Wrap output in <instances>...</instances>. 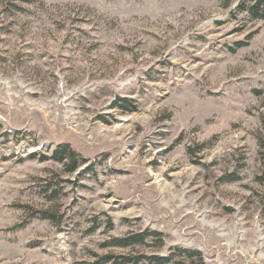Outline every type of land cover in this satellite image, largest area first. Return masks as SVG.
I'll return each instance as SVG.
<instances>
[{"label": "rangeland", "instance_id": "374dc122", "mask_svg": "<svg viewBox=\"0 0 264 264\" xmlns=\"http://www.w3.org/2000/svg\"><path fill=\"white\" fill-rule=\"evenodd\" d=\"M4 1L0 264H264V21L219 0ZM59 143L92 171L39 160ZM146 231L161 245H104Z\"/></svg>", "mask_w": 264, "mask_h": 264}, {"label": "trees", "instance_id": "16d2710c", "mask_svg": "<svg viewBox=\"0 0 264 264\" xmlns=\"http://www.w3.org/2000/svg\"><path fill=\"white\" fill-rule=\"evenodd\" d=\"M14 1L28 2L29 0H5V6H7V8L10 7V9H18V6L14 4ZM219 2L223 8H231L230 13L232 17H236V15L239 13H244L249 20L264 21V0H219ZM252 35L253 34H250L248 36V39H250ZM246 43L247 42L245 41L235 42V48L231 49L233 51L236 48L245 45ZM114 103L118 104V102ZM260 145L264 146V142L261 140ZM35 155V153L31 154L32 157H35ZM39 160H52L60 164L63 168V172L67 174L75 173L82 165H85V167L81 169L83 170V172L92 171V165L88 164V160L80 155L75 149H73L69 143L57 144L49 156L46 154H41ZM222 179L228 182L235 181L238 179V176L231 173ZM58 193V190L53 189L51 192V198L49 199L55 198ZM37 217L50 220L51 222H55L57 219L55 212H52L50 210H43L38 212ZM150 236H157V239L161 245V234L159 232L149 231L135 232L122 237H114L108 240L104 245L119 248H129L135 245L143 244L145 240ZM186 259H190V261L191 259H196L198 264H204L203 256L200 251L183 247H174L173 250L168 252L167 254H158L154 252L146 253L138 251L121 254L106 253L97 256L96 260L91 263L82 264H184Z\"/></svg>", "mask_w": 264, "mask_h": 264}]
</instances>
